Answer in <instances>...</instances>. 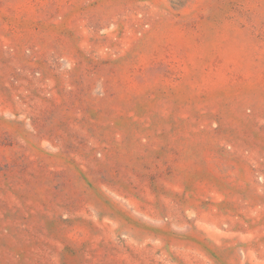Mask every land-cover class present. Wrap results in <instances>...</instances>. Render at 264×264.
Listing matches in <instances>:
<instances>
[{"label": "rangeland", "instance_id": "374dc122", "mask_svg": "<svg viewBox=\"0 0 264 264\" xmlns=\"http://www.w3.org/2000/svg\"><path fill=\"white\" fill-rule=\"evenodd\" d=\"M0 264H264V0H0Z\"/></svg>", "mask_w": 264, "mask_h": 264}]
</instances>
